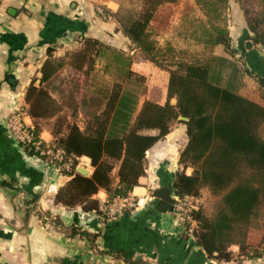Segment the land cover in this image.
<instances>
[{
  "label": "trees",
  "instance_id": "16d2710c",
  "mask_svg": "<svg viewBox=\"0 0 264 264\" xmlns=\"http://www.w3.org/2000/svg\"><path fill=\"white\" fill-rule=\"evenodd\" d=\"M168 1L174 0H142L140 8L133 12L122 14L119 9L115 15L134 47L168 71L166 98L145 99L133 116L134 94L121 82L114 81L107 88L103 104L89 113L83 128L72 122L66 124L64 131L54 130L56 146L72 156L70 167L60 168L68 178L56 189L54 201L101 212L99 200L93 195L100 189L108 198L130 192L144 174L146 150L170 131L173 122H183L186 142L178 156L181 168L175 171L171 182L174 197L197 195L203 186L220 195L212 213H203L199 206L193 211L197 219L193 232L197 242L208 255L218 259L258 257L262 254L264 227L258 241H250L248 233L252 218L264 205V75L254 74L261 88V102L239 92L241 76L251 70L238 65L236 49L225 25L224 9L229 0H196L209 19L202 26V41L213 47L219 45L225 54L215 53L213 49L203 59H187L179 56L169 43L160 46L149 24L158 5ZM244 12L246 29L240 40L247 35L264 52V4L254 15H249L247 9ZM82 39L80 47L71 53L70 61L81 70L91 69L96 56L108 50L109 56L113 49L97 37ZM253 49L241 43V50ZM52 52L53 48L47 47L39 84L32 78L25 91L32 118L52 116L60 109L59 102L41 84L62 64V60L54 62ZM122 52H114L111 61L129 78L132 70L126 65L130 58ZM224 68L237 75L230 81L224 79ZM172 97L174 103L170 101ZM180 115L186 119L179 118ZM82 155L89 158L92 167L89 174L76 169L75 159ZM187 167H191L189 173ZM74 233L90 236L77 226L69 231ZM231 245H237L236 255Z\"/></svg>",
  "mask_w": 264,
  "mask_h": 264
},
{
  "label": "crops",
  "instance_id": "0c3cea01",
  "mask_svg": "<svg viewBox=\"0 0 264 264\" xmlns=\"http://www.w3.org/2000/svg\"><path fill=\"white\" fill-rule=\"evenodd\" d=\"M105 10H115L109 0L0 3V264H264V244L258 257L223 260L208 255L194 234L173 221L171 209L159 207L156 189L165 185L172 194L173 175L181 168L178 156L186 142L183 122L172 125L146 150L145 172L131 190L139 204L109 220L81 205L55 202V191L68 176L53 163L26 152L10 135L7 116L14 110L33 122L25 91L32 77L39 81L47 47L60 52L77 46L84 36L106 39L117 23L109 14L106 17ZM244 29L245 23L242 33ZM242 33L234 44L236 58L251 72L243 73L238 90L261 102L254 74L264 75V52L254 44L252 51L241 50V41L246 40H240ZM213 49L225 54L219 45ZM38 130L45 142L50 141L46 128ZM80 163L91 170L87 156H80ZM190 170L186 168L187 173ZM93 196L101 210L107 193L100 189ZM61 226L93 233L94 243L76 233L67 235ZM232 250L236 255L237 245Z\"/></svg>",
  "mask_w": 264,
  "mask_h": 264
},
{
  "label": "rangeland",
  "instance_id": "374dc122",
  "mask_svg": "<svg viewBox=\"0 0 264 264\" xmlns=\"http://www.w3.org/2000/svg\"><path fill=\"white\" fill-rule=\"evenodd\" d=\"M112 1L117 3V8ZM141 3L142 0H109V4L113 5L115 10L113 12L105 10V13H107L106 17H108L109 14V16L115 19L116 12L119 9L122 14L133 12L135 9L140 8ZM262 4H264V0L228 1L224 9V16L225 18L227 17L225 25L231 34L233 46L238 35L242 33V24L245 23L244 9H247L249 15H254ZM208 20V17L204 14L203 8L196 0H174L162 2L158 5L149 27L153 37L160 46L169 43L175 47L179 56L186 57L187 59H203L213 51V46L206 45L201 39L203 37L201 32L202 26L207 23ZM116 23L117 26L112 32L107 33L106 39L99 38L113 47L110 51V55H107L108 50L104 55L96 56L93 67L87 71L84 70L85 68H83V70L77 68L70 62L72 59L71 53L80 47L83 39L75 47L60 52H52L54 62L62 60V64L41 84L47 88L51 95L59 102L60 109L52 116L32 118L33 122L25 120L23 117L24 114L21 113L20 115L28 126H32L36 140H39L38 146L40 148L45 149L46 146L52 149L57 148L58 146H56L54 142L56 140L52 132L57 129L64 131L67 123L74 122L78 124L80 128H83L89 118V113L103 104L107 88L114 81L121 82L125 89L134 94L136 105L133 116L137 113L145 99L163 101L166 98L168 71L146 59L143 53L139 51L138 48H135L132 42L123 34L117 21ZM242 35L243 33L240 37H242ZM246 36L247 35H244L243 39H250ZM241 43L244 42L241 41ZM121 51L130 58L128 65H126L127 68L132 70V74L129 78L124 76V72L121 71L119 65L111 61L114 52ZM110 56H112V58H110ZM239 62L238 65L244 64L241 59H239ZM235 75H237V73H233L231 69H223L224 79H229L230 81V78H233ZM35 78L36 77H34V83L39 84V81L37 82ZM173 99H175V97H172L170 101ZM26 109L28 112V104ZM16 111L14 110L13 112ZM13 112L7 116V119ZM176 124L179 125V121L173 122L172 125L176 126ZM40 128H46L49 131L51 134L50 141L45 142L43 140L38 130ZM16 143L31 155L48 161L45 155H40L36 152L38 150H35L36 147L33 144L24 145L18 142ZM75 160L77 162L76 167L79 165L85 166L80 163V156ZM62 167L64 166L62 165ZM90 168L92 170L91 165ZM59 171L61 170L59 169ZM115 172L116 169H114V175ZM194 196L200 199L199 202L196 200V205H200L199 207L203 213L206 214H210L215 210L220 197L219 194H212L206 186L201 187L197 191V195ZM72 227L73 226H61L60 228L64 230L67 235H73L69 234ZM263 227L264 205L260 207L258 214L253 217L250 222L248 233L250 241H258L260 239ZM83 230L86 231L85 229ZM87 233L90 234L89 237L81 236L78 233L76 234L79 237H85L84 239L88 240L90 245H92L95 236L89 231H87ZM232 247L233 245L230 246L231 249Z\"/></svg>",
  "mask_w": 264,
  "mask_h": 264
},
{
  "label": "built area",
  "instance_id": "2783aa9c",
  "mask_svg": "<svg viewBox=\"0 0 264 264\" xmlns=\"http://www.w3.org/2000/svg\"><path fill=\"white\" fill-rule=\"evenodd\" d=\"M2 0H0L1 3ZM100 9V8H99ZM19 111L13 112L7 119L8 128L15 142L21 144H33L37 153L45 155L49 162L53 163L58 170L64 166L69 168L72 163V156L67 155L60 147L52 149L46 146L45 149L38 146L39 140L33 133L32 126L27 125L24 119L20 117ZM86 166V165H85ZM139 204V199L135 194L128 192L126 194H116L104 201L101 206V216L105 220L115 219L123 215L126 211L135 208ZM198 208L196 198L192 194H184L183 196H175L172 204L171 214L173 221L184 228L189 234H193L197 227V219L193 215V211Z\"/></svg>",
  "mask_w": 264,
  "mask_h": 264
},
{
  "label": "water",
  "instance_id": "95a60500",
  "mask_svg": "<svg viewBox=\"0 0 264 264\" xmlns=\"http://www.w3.org/2000/svg\"><path fill=\"white\" fill-rule=\"evenodd\" d=\"M245 47L246 48H250L253 46V42L251 39H246L245 40ZM172 103L175 102V99H173L171 101ZM179 118L181 119H186V116L180 115ZM77 171L84 173V174H89L90 170L86 167V166H77L76 167ZM155 195L159 196L161 198V202L159 204V207L162 209H172V204L174 202V197L171 194L169 188L165 185H163L162 187L156 189L155 191ZM163 205V207H162Z\"/></svg>",
  "mask_w": 264,
  "mask_h": 264
}]
</instances>
